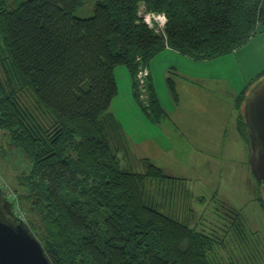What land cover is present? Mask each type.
Masks as SVG:
<instances>
[{
	"label": "trees",
	"instance_id": "16d2710c",
	"mask_svg": "<svg viewBox=\"0 0 264 264\" xmlns=\"http://www.w3.org/2000/svg\"><path fill=\"white\" fill-rule=\"evenodd\" d=\"M80 3L0 0V135L30 165L13 192L36 217L25 223L50 264H264V236L247 232L238 211L221 236L159 211L149 180L176 178L147 159L142 173L120 169L126 137L108 112L117 95L114 69L124 66L152 123L166 118L151 59L166 48L195 61L242 48L264 33V0H99L86 18L74 15ZM147 14L163 16V25L148 24ZM142 67L143 92L135 82ZM263 77L264 69L234 98L249 165L243 104ZM166 84L177 101L175 82ZM228 238L239 240L241 255L222 256Z\"/></svg>",
	"mask_w": 264,
	"mask_h": 264
},
{
	"label": "rangeland",
	"instance_id": "374dc122",
	"mask_svg": "<svg viewBox=\"0 0 264 264\" xmlns=\"http://www.w3.org/2000/svg\"><path fill=\"white\" fill-rule=\"evenodd\" d=\"M97 1L99 0H81L74 15L90 17ZM254 54H258L257 47ZM178 60L189 62L185 69L190 72L183 76L188 84H184L182 90L175 85L178 96L175 101L170 95L166 80L171 78L175 84L178 81L172 68L176 66L183 69ZM238 62L233 53L202 63L188 61L186 57L171 50L157 55L152 65L150 63V70H153L156 94L166 112V119L159 124L152 123L145 114L142 103L134 98L127 69L117 66L114 69L117 95L113 97L108 112L123 128L126 137L119 151L120 169L142 173L146 170L148 161L160 167L165 175L176 178L149 180L159 189L155 191L156 187H153L159 211L170 213L171 217L195 230L212 232L218 236L224 233L225 221H230L233 211H238L246 231L262 237L264 209L258 200V184L250 170L247 144L238 136L237 113L230 116L234 109L230 102L246 85L244 78L247 75L238 70ZM243 71L246 72L247 69L244 67ZM218 75L225 79H216L215 77L219 78ZM222 99L226 100V108H222L224 105L220 103L215 107L211 105L212 110L218 109V114L204 109L208 100L213 102ZM25 100L27 106H32L31 101H27L28 97ZM223 116L226 117L222 121L226 123V140L222 147L213 146L212 139L219 132L210 127L213 124H207L206 129L201 122H221ZM198 128L200 131H197ZM178 134L181 135L180 139ZM169 137L172 138L171 141ZM109 140L111 145L119 144L115 138ZM29 167L22 154L12 149L6 138L0 135V187L12 202L14 212L25 222L36 217L21 208L13 191L16 177ZM149 182L145 191L150 189L148 192H151ZM215 209L219 210L218 216ZM239 222L238 220V224ZM224 245L227 246L221 250L223 257L229 252L241 255L238 239L235 243L228 238Z\"/></svg>",
	"mask_w": 264,
	"mask_h": 264
},
{
	"label": "water",
	"instance_id": "95a60500",
	"mask_svg": "<svg viewBox=\"0 0 264 264\" xmlns=\"http://www.w3.org/2000/svg\"><path fill=\"white\" fill-rule=\"evenodd\" d=\"M243 114L250 146V168L263 184L264 195V77L248 92ZM0 264H50L39 240L0 187Z\"/></svg>",
	"mask_w": 264,
	"mask_h": 264
},
{
	"label": "crops",
	"instance_id": "0c3cea01",
	"mask_svg": "<svg viewBox=\"0 0 264 264\" xmlns=\"http://www.w3.org/2000/svg\"><path fill=\"white\" fill-rule=\"evenodd\" d=\"M258 34H260V35H258ZM262 35H264V33H257L252 39L249 40V42L245 46H243L242 48H240V49H238V50H236L234 52H231L234 55H236V57L238 58L239 62H238V64H236L238 70L240 69L242 72H244L247 75V78H244V82L245 83L248 82L247 81L248 78H250V77L253 78L260 71H262L264 69V37ZM256 47H257V53L258 54L255 55L254 52L256 50ZM165 50H171V49H167L166 48V49L160 51L159 53H157L151 59L152 62L150 61L149 64H148L149 77H150V80L152 82V87H153L154 90H155V82H154V79H153V70L152 71L150 70V63L152 65V63L154 61V58L157 55H159L160 53L164 52ZM171 51H173V50H171ZM175 53H177V52H175ZM177 54H179V53H177ZM179 55H181V54H179ZM182 56H184V55H182ZM184 57H186V56H184ZM186 59H188V61L197 62V63L206 62V60L205 61H200V62L199 61H195V60L190 59L189 57H186ZM177 62L182 66L183 69H180L179 67H176V66L172 67L174 69V72H175V74L177 76V79H178V81L176 82L175 85L178 86V89L180 87L181 90H182L184 88L183 85L184 84H188V80L185 77H183V76H186L187 72H190V71H186V69H185V66L189 65V62H187L185 60H178ZM244 67L247 69L246 72L243 71ZM218 76H219V78L215 77L218 80L219 79H221V80L225 79V77H221L220 75H218ZM241 78H242V76H241ZM179 79H181V82H179ZM155 93H156V91H155ZM156 96L159 99L158 94H156ZM218 103H220L221 105H224V107H222V108H226L228 106V105H226V100H224V99H222V101L214 100L213 102H210V100H208V102H207V104H206L204 109H207L208 111H211L213 114H218L219 113L218 109H213L212 110V108H211L212 107L211 105H213L215 107L216 105H218ZM230 103L234 106V99ZM198 107L199 106H196V108H198ZM231 115L232 116L235 115L234 109L232 110L230 116ZM165 119L166 118H163L159 123H161V122L163 123V121ZM223 120H226V117L223 116L222 119H221V122L220 121H218V122L209 121V123H206V121L205 122H201V123H204V127L206 129H208L207 124H210V125L213 124L210 127L213 128L214 130H216L217 132H219L217 134V136H215V139L214 140L212 139V141L214 143L213 146L222 147L224 142H225V140H226V130L227 129H226V123H222ZM159 123H157V124H159ZM201 127L202 126H200V128ZM197 131H200V129L198 128ZM178 136H179V139H180L181 135L178 134ZM169 138H170V141H171L172 138L171 137H169ZM210 141H211V139H210Z\"/></svg>",
	"mask_w": 264,
	"mask_h": 264
},
{
	"label": "built area",
	"instance_id": "2783aa9c",
	"mask_svg": "<svg viewBox=\"0 0 264 264\" xmlns=\"http://www.w3.org/2000/svg\"><path fill=\"white\" fill-rule=\"evenodd\" d=\"M154 20L155 22L159 23V26H162L164 23V17L163 16H154L151 14H147L145 15V21L150 24V21ZM147 70L146 68H138V71L136 73L135 76V82L137 84V88H139V91L143 92V87L146 81V77H147ZM142 97V95H141ZM20 217V216H19ZM22 218V217H21Z\"/></svg>",
	"mask_w": 264,
	"mask_h": 264
}]
</instances>
